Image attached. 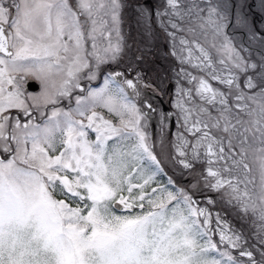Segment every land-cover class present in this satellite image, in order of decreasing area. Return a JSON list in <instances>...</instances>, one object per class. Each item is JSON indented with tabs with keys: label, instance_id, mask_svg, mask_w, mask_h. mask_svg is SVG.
<instances>
[{
	"label": "snow or ice",
	"instance_id": "1",
	"mask_svg": "<svg viewBox=\"0 0 264 264\" xmlns=\"http://www.w3.org/2000/svg\"><path fill=\"white\" fill-rule=\"evenodd\" d=\"M127 7L0 0V264H264V0L133 6L179 62L170 143L194 192L157 179L156 109L136 99L150 44L129 57Z\"/></svg>",
	"mask_w": 264,
	"mask_h": 264
},
{
	"label": "rangeland",
	"instance_id": "2",
	"mask_svg": "<svg viewBox=\"0 0 264 264\" xmlns=\"http://www.w3.org/2000/svg\"><path fill=\"white\" fill-rule=\"evenodd\" d=\"M154 2L156 3V0H154ZM130 8V5L129 7H127L126 9H129ZM128 17H129V14L126 13V10H125V24L123 25V29H124V32H125V35L127 37V42L132 45V50L131 52H129V57H131L132 53H134L136 50V46H137V42L139 40V34H136V32H133L134 35H138V36H135L133 37L132 35V32H128ZM158 31L160 32V34H158V37H157V34H153V37H152V42H156V41H159V47L158 49H160V47L163 45L161 44L162 43H165L167 44V49H166V53H164L165 56H169L168 58H166V62L164 64V66H162V68L158 69L156 68V70L154 71V74L153 76H156L157 74H160L162 77L163 75H166L167 77H169L167 79V81L165 82V89H163V92H161L160 94L163 95L167 100L170 99L169 97H171V95H173V102H172V106H173V103L176 99V94H175V87H176V70L178 69L179 67V62L176 58L172 57L169 53H170V41L166 38L165 34L163 32H161L159 29ZM236 38L238 41H245V37H243L239 32L236 33ZM146 40V39H145ZM162 40V41H161ZM135 45V48L134 46ZM156 51V49H155ZM170 62L169 65H167L166 63L167 62ZM129 63H132V61L129 59V58H125V61L124 63L120 66V68H125L126 65H129ZM170 75V76H169ZM130 77V75H129ZM102 83V80L99 81L98 84H92L93 87H98L99 84ZM169 83H172V87L173 89L170 90L169 92ZM130 92V91H129ZM159 93L156 94L154 91H149L146 95V98L149 97L151 98L152 96H156L157 98L160 99V102H163V99L165 101V103L163 102V106H164V109L166 110V114H169L168 115V119L166 121H168L169 123L171 122V116L173 115V111H171V108L169 107V104L168 102L166 101V99L161 96ZM141 97V96H140ZM143 97L142 96L139 100H137V103H142L143 101ZM145 100H148L146 99ZM138 99V98H136ZM149 102V101H148ZM170 109H169V108ZM174 108V107H173ZM175 109V108H174ZM176 109H175V113H176ZM157 117V114L155 115ZM161 116H162V111L160 112V118L159 120L161 119ZM149 119V118H148ZM177 119V118H176ZM174 120V119H173ZM173 120H172V123H173ZM167 123V124H169ZM177 123V122H176ZM146 124H147V127H146V131L148 132L149 134V141L150 143H152L154 145V150L155 152L157 153L158 155V159L161 160L162 164L161 166L165 169V173L167 175H163L161 174L160 176H158V181L160 184H166L167 183V179L168 177L174 173V174H177L176 173V166H177V162L172 159L173 156H175V151L174 149L172 148L171 146V152L173 154V156L169 157L168 158V155H162V153H160V151L165 148V149H170L169 148V142L174 141L175 140V134L174 136L170 137V134H171V131H170V124L166 126V129H164L163 131L160 130V132H162L160 134H158V131L156 132V134L153 133L152 131V128H151V125H150V121H146ZM158 125V124H157ZM174 125H175V120H174ZM178 127V125H177ZM177 127H176V130H177ZM157 128V127H156ZM170 132V134H169ZM167 145V146H166ZM171 158V159H170ZM169 160L171 161L170 163ZM180 165V164H179ZM180 168L181 170L183 169L182 166L180 165ZM183 175L179 176V174H177V177H178V181H176L175 179V176L172 175V178L173 180L175 181V187L176 188H184L190 192H194L195 189H192L191 185L196 183V181L192 178V175L190 174L189 170H186V169H183ZM184 181V182H183ZM153 186H156V185H153ZM171 187V186H170ZM211 197L212 199H216V194L215 193H211V192H207V190H205L203 193H196V196L194 197L195 199L199 200L201 202V206H206L209 208V210L213 213V215H215V213L217 212H220L221 216L227 220L228 222H230L231 224L233 225H238L239 224V221L235 219V213L226 205H224L222 202H220L219 200H217V203L215 205H208L207 204V198Z\"/></svg>",
	"mask_w": 264,
	"mask_h": 264
},
{
	"label": "flooded vegetation",
	"instance_id": "3",
	"mask_svg": "<svg viewBox=\"0 0 264 264\" xmlns=\"http://www.w3.org/2000/svg\"><path fill=\"white\" fill-rule=\"evenodd\" d=\"M137 2H138V0H127L128 5H130V8L126 9V13L129 14V17H128V29L127 30H128V32H132L133 37L138 36V35H134L133 32H136V34H139V40L137 42L136 48H135V45H133L135 50H137V48H144L146 43L150 44V52L145 57V61L142 62V63H139L138 65H136V67H138L140 69H143L144 79L148 82V84L151 85V87H147V88H145L143 85H141V97L144 96L143 97V101H144L148 91L151 92V91H154V89H155L154 92L160 94L161 92H163V89H165L164 88L165 84H166L165 82L167 81V79L169 77H167L166 75H163V77H162L160 74H157L156 76H153V74H154V71L156 70L157 67H159L160 65L164 66V64L166 62V58L169 57V56H165L164 55V53H166L167 44L162 43L163 47H164V50H162L161 48L158 49L159 41L152 42V40H150V41L145 40V37H144V34H143V29L139 25H137L135 23V12L133 11V6ZM139 2H145V0H139ZM147 3L149 5H152L155 2H154V0H147ZM153 27L155 28V25H153ZM157 37H158V34H157ZM155 49H156V51H155ZM160 51L162 52L161 54H159ZM169 63L170 62H167L166 64L169 65ZM127 67H128V65H126L125 68H127ZM121 70H123V68H121ZM129 75H130L129 78H133L134 79V76H135L134 73H130ZM82 83H86V82H82ZM98 83H99V81H95L94 82L95 85L98 84ZM168 85H169L168 87H169V92H170V90L173 89L172 83H169ZM37 90H38V88H37ZM129 91L131 92V90H129ZM161 96H163V95H161ZM141 97H139L137 100H139ZM169 98L170 99H168V100L166 98L165 99L168 102L169 107L171 108V110L173 111V114H174L175 125L173 123V126H172V120H171L170 123L168 121H166L163 126L161 124V119L159 120L160 112L162 111V106H163V104L160 102V99L157 98L156 96H152L151 98L147 97L146 99H148V101L157 110L156 112L158 114V120H159L158 125H157L158 134H159L160 130L163 131L164 129H166V126L170 124L169 126H170L171 134H170V132H169V134H170V137H172V136H174V134L177 131L176 130L177 119H176L175 112H174L175 109L172 106V102H173V99H174L173 95H171V97H169ZM65 106H67V102H65ZM73 106H74V102H73ZM167 123H169V124H167ZM161 133L162 132H160V134ZM169 148L171 149V144L169 145Z\"/></svg>",
	"mask_w": 264,
	"mask_h": 264
},
{
	"label": "trees",
	"instance_id": "4",
	"mask_svg": "<svg viewBox=\"0 0 264 264\" xmlns=\"http://www.w3.org/2000/svg\"><path fill=\"white\" fill-rule=\"evenodd\" d=\"M141 49H143V48H141ZM168 58V57H167ZM167 60V59H166ZM169 62V61H168ZM158 69H160V68H162V66L160 65L159 67H157ZM169 144H170V142H169ZM167 146V145H166ZM160 153H162V155L164 156V155H168V158L169 157H171V156H173V154H172V152H171V149H165V148H163L161 151H160ZM171 159V158H170ZM171 161L169 160V162L168 163H170ZM176 173L177 174H179V176H181V175H183L184 173H183V169L181 170V168H180V165L177 163V166H176ZM177 174H174V173H172L170 176L172 177V175L173 176H175V179H176V181H178V177H177Z\"/></svg>",
	"mask_w": 264,
	"mask_h": 264
},
{
	"label": "water",
	"instance_id": "5",
	"mask_svg": "<svg viewBox=\"0 0 264 264\" xmlns=\"http://www.w3.org/2000/svg\"><path fill=\"white\" fill-rule=\"evenodd\" d=\"M32 86H34V84L32 83ZM33 89H36V86L33 87ZM148 101V100H147ZM163 102L165 103L164 99H163ZM162 102V103H163ZM164 105V104H163ZM164 109V108H163ZM145 111H148V109L145 107L144 109ZM155 112V111H154ZM154 112H149V121H151V128H152V131L154 134H156V126L158 124V120H157V117L155 116V113ZM164 114H166V110L164 109ZM171 119L173 120V116H171ZM173 123H174V120H173ZM184 182V181H183Z\"/></svg>",
	"mask_w": 264,
	"mask_h": 264
}]
</instances>
